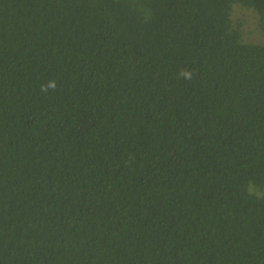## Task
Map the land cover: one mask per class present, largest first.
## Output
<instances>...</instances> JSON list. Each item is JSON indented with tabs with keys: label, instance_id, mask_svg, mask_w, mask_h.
<instances>
[{
	"label": "trees",
	"instance_id": "trees-1",
	"mask_svg": "<svg viewBox=\"0 0 264 264\" xmlns=\"http://www.w3.org/2000/svg\"><path fill=\"white\" fill-rule=\"evenodd\" d=\"M235 5L264 34V0H0V264H264Z\"/></svg>",
	"mask_w": 264,
	"mask_h": 264
},
{
	"label": "rangeland",
	"instance_id": "rangeland-1",
	"mask_svg": "<svg viewBox=\"0 0 264 264\" xmlns=\"http://www.w3.org/2000/svg\"><path fill=\"white\" fill-rule=\"evenodd\" d=\"M231 17L235 22L240 21L242 23L244 41L264 43V34L257 27L258 17L251 9L235 5Z\"/></svg>",
	"mask_w": 264,
	"mask_h": 264
},
{
	"label": "clouds",
	"instance_id": "clouds-1",
	"mask_svg": "<svg viewBox=\"0 0 264 264\" xmlns=\"http://www.w3.org/2000/svg\"><path fill=\"white\" fill-rule=\"evenodd\" d=\"M182 76L185 79H191L192 78V73L190 71H183ZM56 88V82L54 80H50L47 82V85H41V91L47 92L49 90H55Z\"/></svg>",
	"mask_w": 264,
	"mask_h": 264
}]
</instances>
